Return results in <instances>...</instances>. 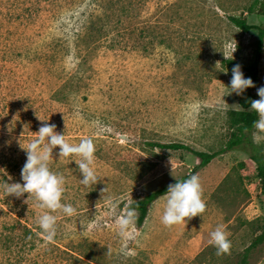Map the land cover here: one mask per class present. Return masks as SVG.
I'll return each mask as SVG.
<instances>
[{"label":"rangeland","instance_id":"374dc122","mask_svg":"<svg viewBox=\"0 0 264 264\" xmlns=\"http://www.w3.org/2000/svg\"><path fill=\"white\" fill-rule=\"evenodd\" d=\"M257 2L0 0V184L23 182L19 139L27 143L45 122L36 113L65 131L69 143L92 137V166L101 178L82 184L73 160L80 157L59 158V146L52 149L50 167L66 177L62 199L76 211L56 210L51 240L36 223L46 209L35 197L28 204L27 192L0 190V228L9 234L0 264H264V239L246 251L264 227V187L245 150L224 151L195 172L206 202L201 214L163 224V194L142 225L135 209L133 238L123 240L116 224L131 201L174 183L199 161L190 150L149 141L214 151L229 139V111L240 104L229 71L214 65L227 69L224 53L251 56L257 29L243 30L229 16L262 24ZM254 132L264 150V133ZM218 223L231 241L220 254L209 243Z\"/></svg>","mask_w":264,"mask_h":264},{"label":"clouds","instance_id":"9594fccd","mask_svg":"<svg viewBox=\"0 0 264 264\" xmlns=\"http://www.w3.org/2000/svg\"><path fill=\"white\" fill-rule=\"evenodd\" d=\"M224 56L228 58L225 53ZM217 61L214 65L216 71H228ZM231 73L228 84L231 89L230 92L242 94L247 87L255 84L251 77L244 75L239 63L232 65ZM256 91L259 98L250 99L249 108L254 110L258 116L253 121L254 129L264 133V85L257 87ZM235 110L238 111L239 109ZM36 115L39 120L45 122L40 124L38 130L33 131L35 135L27 143L19 139V147L24 149L26 154V160L20 170L23 182H10L9 178L7 182L0 184V190L7 196L14 194L17 197L27 192L28 195L25 197V202L28 204L29 197H35L39 201L40 207L46 209L37 216L36 223L44 234V238L51 240L55 234L57 215L54 213L56 210L59 209L67 215H72L76 211L72 203L65 202L62 199L66 191V177L61 171L50 167V157L53 156L52 149L55 146H59V158L70 154H76L80 157L73 160H75L82 174L80 176L82 184H95L101 178L92 166L95 153V143L92 137L83 136L78 143H69L66 139L65 131H57L55 123H48V118L45 119L37 113ZM253 139L254 141L259 139L256 132L253 133ZM202 192L200 178L195 173L182 180L176 177L175 182L169 183L167 190L163 192L165 202L160 216L162 223L172 225L183 219L201 214L206 208ZM135 218L136 212L132 207H128L126 212L116 218L117 232L123 240L134 237L135 229L133 228V223ZM81 226L82 229L87 226L83 218L81 219ZM209 243L216 247L217 254L228 252L231 241L223 223H218L210 231Z\"/></svg>","mask_w":264,"mask_h":264},{"label":"trees","instance_id":"16d2710c","mask_svg":"<svg viewBox=\"0 0 264 264\" xmlns=\"http://www.w3.org/2000/svg\"><path fill=\"white\" fill-rule=\"evenodd\" d=\"M257 11L264 14V0H257ZM229 18L233 23L243 30H250L251 28L257 29V40L255 48L251 56L247 60H242L233 56L228 58H223L222 63L228 69L230 75L231 68L233 64L239 63L242 67L244 75L251 77L255 84L253 86L247 87L242 94H237L234 92L235 97L237 98L240 108L239 110L231 109L229 111V124L232 128L229 139L225 142V145L214 151H207L196 149L189 144L180 141H149V144L153 146H158L161 148L169 149H187L193 152L199 158L198 163L190 168L188 173H185L178 177V179H186L189 175L195 173L198 169L207 165L214 157L220 153L231 150V149H241L248 152L250 158L255 162L257 174L264 187V150L257 145L252 137L254 130L253 121L258 118L257 113L254 110L249 108L250 99L257 98L255 92L256 88L260 85V59L262 56V51L264 47V23L254 24L248 21L246 16L242 15H230ZM175 182V181H174ZM167 185H163L159 188H156L144 196L131 201L128 204V207H132L138 210L137 222L139 225H142L147 214L150 203L156 199L158 196L163 195V192L167 190ZM29 232L30 237H34L36 232L31 228H26ZM9 237V234L4 231L3 228H0V248L4 245H7L6 241ZM264 239V227L263 230L255 236L251 244L246 248V251L250 249L251 246L258 244ZM6 247V246H5Z\"/></svg>","mask_w":264,"mask_h":264},{"label":"crops","instance_id":"0c3cea01","mask_svg":"<svg viewBox=\"0 0 264 264\" xmlns=\"http://www.w3.org/2000/svg\"><path fill=\"white\" fill-rule=\"evenodd\" d=\"M161 196V195H160ZM198 233H200V232H198ZM202 233H204V232H201V234H200V237H203V238H200L199 239V243L200 242H203L205 239H204V236L202 235ZM193 240H191V242H192ZM196 243V242H195ZM199 245V244H198Z\"/></svg>","mask_w":264,"mask_h":264},{"label":"water","instance_id":"95a60500","mask_svg":"<svg viewBox=\"0 0 264 264\" xmlns=\"http://www.w3.org/2000/svg\"><path fill=\"white\" fill-rule=\"evenodd\" d=\"M123 136H125V135H123Z\"/></svg>","mask_w":264,"mask_h":264}]
</instances>
